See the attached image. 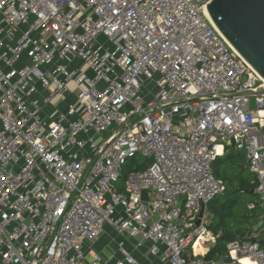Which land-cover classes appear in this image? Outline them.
Segmentation results:
<instances>
[{
  "label": "built area",
  "instance_id": "built-area-1",
  "mask_svg": "<svg viewBox=\"0 0 264 264\" xmlns=\"http://www.w3.org/2000/svg\"><path fill=\"white\" fill-rule=\"evenodd\" d=\"M209 1L0 0V264H264L259 240L205 259L230 146L264 223V79Z\"/></svg>",
  "mask_w": 264,
  "mask_h": 264
},
{
  "label": "trees",
  "instance_id": "trees-1",
  "mask_svg": "<svg viewBox=\"0 0 264 264\" xmlns=\"http://www.w3.org/2000/svg\"><path fill=\"white\" fill-rule=\"evenodd\" d=\"M135 157L123 166V176L132 170H144L147 167L145 162L139 161ZM233 167H237L238 173L233 174L235 179H231V177L228 179L227 175L231 174ZM212 168L216 177L221 179L225 186L224 192L208 204V212L212 215L209 229L216 236V243L211 247V255L213 259H219L224 256L227 245L232 240L264 242L262 239L254 237V231L257 230L255 225L261 222L262 213L259 207H247L245 200L247 194L255 196L258 194L256 192L257 184L253 182L255 177L246 178L243 176L247 168L245 157L233 151L230 146L224 156L213 162ZM251 188L255 190L253 193L248 191ZM260 225L263 227L264 223Z\"/></svg>",
  "mask_w": 264,
  "mask_h": 264
},
{
  "label": "water",
  "instance_id": "water-1",
  "mask_svg": "<svg viewBox=\"0 0 264 264\" xmlns=\"http://www.w3.org/2000/svg\"><path fill=\"white\" fill-rule=\"evenodd\" d=\"M204 10L234 49L264 79V0H211L204 5ZM263 93L264 87L242 92ZM248 191L253 193L255 190ZM143 197H147L146 191ZM211 256L208 252L205 259L210 260Z\"/></svg>",
  "mask_w": 264,
  "mask_h": 264
},
{
  "label": "rangeland",
  "instance_id": "rangeland-1",
  "mask_svg": "<svg viewBox=\"0 0 264 264\" xmlns=\"http://www.w3.org/2000/svg\"><path fill=\"white\" fill-rule=\"evenodd\" d=\"M69 88H70V90H72L73 92H76V85L74 84V83H70L69 84ZM251 107L252 108H254L255 107V100H254V97L252 96L251 97ZM232 149H233V151H235L236 153H239V154H241L243 157H245V165L247 166V168H246V170L244 171V173H243V176L244 177H246V178H254L255 177V174H253L251 171H250V169H249V166H248V163H247V160H246V153H245V151L244 150H238V149H236V148H234L233 146H232ZM135 158H137L139 161H143V162H145L146 164L148 163H150L151 162V158H145V157H143L142 155H137ZM131 159H129L128 160V162L130 161ZM127 162V163H128ZM124 169H125V167H124ZM122 173H123V171H122ZM128 173V172H127ZM235 173H238V169H237V167H233V169L231 170V174H228L227 175V178L228 179H230V177H231V179H235V177L233 176V174H235ZM126 174V173H125ZM126 177H127V174L126 175H122L121 176V178L119 179V181L118 182H116L115 183V187H117V189L119 190V191H125V179H126ZM236 181V180H235ZM246 201H247V207L249 208V205L251 204V203H253V202H256L257 200H258V196H255V195H253V194H247V196H246V199H245ZM260 208V207H259ZM261 210V209H260ZM208 218H209V222H210V218H211V213H209L208 212ZM261 218H262V216H261ZM256 221H257V219H256ZM259 223H263L262 221L261 222H259ZM258 223V224H259ZM256 226V225H255ZM257 228V227H256ZM262 226H260V228H258L256 231H254V235H258L259 236V234L261 233V231H262ZM203 245H207V244H205V243H203Z\"/></svg>",
  "mask_w": 264,
  "mask_h": 264
},
{
  "label": "crops",
  "instance_id": "crops-1",
  "mask_svg": "<svg viewBox=\"0 0 264 264\" xmlns=\"http://www.w3.org/2000/svg\"><path fill=\"white\" fill-rule=\"evenodd\" d=\"M115 235V232L113 230V228L110 226V225H106L105 226V231H104V234L101 235V244H105V243H108L110 241V238H113Z\"/></svg>",
  "mask_w": 264,
  "mask_h": 264
},
{
  "label": "bare ground",
  "instance_id": "bare-ground-1",
  "mask_svg": "<svg viewBox=\"0 0 264 264\" xmlns=\"http://www.w3.org/2000/svg\"><path fill=\"white\" fill-rule=\"evenodd\" d=\"M200 250H202L201 246L199 243L196 244V251L199 252Z\"/></svg>",
  "mask_w": 264,
  "mask_h": 264
}]
</instances>
